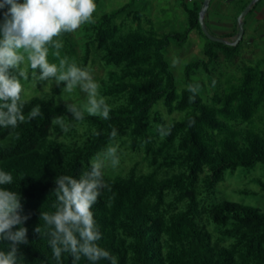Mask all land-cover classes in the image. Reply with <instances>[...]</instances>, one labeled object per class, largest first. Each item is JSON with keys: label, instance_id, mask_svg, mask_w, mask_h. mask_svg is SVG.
<instances>
[{"label": "trees", "instance_id": "16d2710c", "mask_svg": "<svg viewBox=\"0 0 264 264\" xmlns=\"http://www.w3.org/2000/svg\"><path fill=\"white\" fill-rule=\"evenodd\" d=\"M202 1L189 5L178 0L187 22L183 30H158L145 13V0H127L93 14L78 29L80 41L72 32L58 37L61 58L87 69L95 64L106 68L98 82L99 94L111 111L109 119L85 112L77 121L66 110L72 101L62 100L63 85L55 83L37 94L22 92L28 101L24 114L39 105L40 116L16 128L0 127V170L13 175V183L4 187L19 193L20 214L28 217L22 225L27 243L18 246V264H57L48 238L35 231L43 226L42 211H54L55 178L79 177L98 153L116 143L118 149L142 154L121 172L103 170L107 187L92 207L102 237L98 244L117 264H264V208L228 199L212 201L227 173L259 165L264 175V54L240 60L223 78L217 77L219 55L233 64L242 39L235 45L208 39L199 22ZM249 1H236L237 18ZM262 1L253 3L247 14ZM8 7L0 8V24ZM242 21L244 34V16ZM192 30L206 42L202 54L184 64L178 88L164 52L171 44L183 46ZM237 31L235 22L229 33L209 32L230 40ZM53 51L48 59L58 63ZM196 72L205 75L207 92L197 84ZM189 86L198 90L193 93ZM74 102L79 106L85 99ZM57 117L67 132L55 124ZM161 127L170 134L162 137ZM113 128L118 135L111 140ZM253 180L264 192V177ZM8 248L9 242L0 240V250ZM61 264H73V258L64 253ZM77 264L89 261L82 256Z\"/></svg>", "mask_w": 264, "mask_h": 264}, {"label": "clouds", "instance_id": "9594fccd", "mask_svg": "<svg viewBox=\"0 0 264 264\" xmlns=\"http://www.w3.org/2000/svg\"><path fill=\"white\" fill-rule=\"evenodd\" d=\"M8 7L5 18L0 24V127L16 128L19 124L31 121L41 115L39 105L24 114L28 101L22 98V81L29 75L36 81H53L63 85L68 93L66 110L80 121L86 112L89 116L109 119L111 111L105 98L99 94V84L91 71L79 66L67 57H60L62 42L58 39L64 33L75 32L81 25L93 18L96 10L95 0H0V8ZM58 58V63L50 62L49 51ZM10 69L18 75L11 74ZM39 69V74H37ZM48 83V84H49ZM79 89L86 97L85 103L77 105L71 94ZM197 87L189 86L195 93ZM62 131L68 127L62 118L55 119ZM195 123L189 122V126ZM161 136L170 134V130L159 128ZM118 130L113 128L110 139L114 140ZM118 145L109 144L91 161L90 167L79 177L61 174L55 178L53 190L54 211H42L40 224L35 231L48 238L53 258L61 264V258L67 253L73 258V264L85 257L89 264H97L104 259L110 264L117 260L109 251L99 246L102 238L92 212L97 203L104 183V169H115L119 165ZM13 183L10 172L0 170V240L9 242L7 251L0 250V264H18V246L27 243V229L23 227L27 216H21L22 205L19 193L9 190L6 185ZM21 225L16 230L14 226Z\"/></svg>", "mask_w": 264, "mask_h": 264}, {"label": "rangeland", "instance_id": "374dc122", "mask_svg": "<svg viewBox=\"0 0 264 264\" xmlns=\"http://www.w3.org/2000/svg\"><path fill=\"white\" fill-rule=\"evenodd\" d=\"M127 0H99L96 6V10L93 14H99L102 11H108L115 7H118ZM147 4L146 14L152 19L155 27L160 31L169 30H183L187 26L185 13L178 5V0H145ZM189 5L192 4V0H184ZM237 0L222 1L211 0L210 4L205 12L203 18L207 22V29L212 33H219L225 31L229 33L233 28V24L238 22L237 6L234 4ZM246 1V0H242ZM241 2H238L240 6ZM239 9V8H238ZM245 27L244 34H242L241 52L238 57L233 60V64L224 62L222 55H219V70L221 75L217 76L223 78L225 74L233 70L234 65L240 60H254L261 57L264 54V0L260 3L256 10H253L250 14L244 15ZM79 29V28H78ZM78 29L73 33L76 41H80L81 35ZM76 33V34H75ZM222 33V32H221ZM236 36L230 38V41H234ZM205 38L200 36L196 31L192 30L188 34V38L183 46H176L171 44L165 50V56L170 63V67L177 80L178 88L182 85L181 77L183 76L184 64L192 59L199 57L202 54V49L205 44ZM89 70L93 78L99 82L100 78L105 75L106 68L100 64L92 65ZM18 73V72H17ZM39 74V73H37ZM197 84L200 85L204 92L208 91V85L206 77L201 72L194 74ZM48 81H34L32 78L27 85L23 86V93L25 96L40 93L44 89H48L54 85L55 82L49 83ZM67 95V96H66ZM69 96L65 92V98ZM73 101L77 99H85L84 93L78 88L71 94ZM71 102L69 99L68 101ZM115 145H118L117 143ZM119 165L113 169L108 166L104 170L108 173H118L126 169L131 163L138 162L141 159L142 154L133 151H126L124 148L118 149ZM254 177H264L263 172L259 165L255 168L247 170L239 168L233 174L227 173L224 181L219 183L217 187V193L212 197V201H218L220 199H228L232 201L241 202L249 205H256L264 208V192L259 191V188ZM241 187L246 189L249 193H241L236 191L235 188Z\"/></svg>", "mask_w": 264, "mask_h": 264}, {"label": "water", "instance_id": "95a60500", "mask_svg": "<svg viewBox=\"0 0 264 264\" xmlns=\"http://www.w3.org/2000/svg\"><path fill=\"white\" fill-rule=\"evenodd\" d=\"M257 0H250L249 3L244 7V9L241 11V13L238 15V31L236 34V39L234 41H230V40H225L223 38L217 37L212 35L208 29L206 28L204 21H203V17L205 15V12L210 4V0H203L202 1V7L199 11V22H200V26L202 29V32L204 33V35L210 39V40H214L217 42H222L225 44H231V45H235L240 38L242 37L243 34V21H242V17L248 12V10L250 9V7L253 5V3H255Z\"/></svg>", "mask_w": 264, "mask_h": 264}]
</instances>
